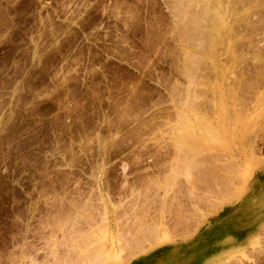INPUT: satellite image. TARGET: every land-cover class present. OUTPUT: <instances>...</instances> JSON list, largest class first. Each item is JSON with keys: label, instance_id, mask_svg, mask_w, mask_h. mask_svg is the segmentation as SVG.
I'll return each instance as SVG.
<instances>
[{"label": "rangeland", "instance_id": "rangeland-1", "mask_svg": "<svg viewBox=\"0 0 264 264\" xmlns=\"http://www.w3.org/2000/svg\"><path fill=\"white\" fill-rule=\"evenodd\" d=\"M177 246L264 264V0H0V264Z\"/></svg>", "mask_w": 264, "mask_h": 264}, {"label": "crops", "instance_id": "crops-1", "mask_svg": "<svg viewBox=\"0 0 264 264\" xmlns=\"http://www.w3.org/2000/svg\"><path fill=\"white\" fill-rule=\"evenodd\" d=\"M200 238L198 239V243L200 242ZM195 249L196 247L193 248L190 254H194ZM198 252L200 253V251ZM184 254H188V252L182 250V247L177 246L176 248L162 249L151 255L138 258L131 264H179L180 262H182L183 258L181 256H183Z\"/></svg>", "mask_w": 264, "mask_h": 264}, {"label": "bare ground", "instance_id": "bare-ground-1", "mask_svg": "<svg viewBox=\"0 0 264 264\" xmlns=\"http://www.w3.org/2000/svg\"><path fill=\"white\" fill-rule=\"evenodd\" d=\"M206 14V13H205ZM191 136V135H190ZM214 137V136H213Z\"/></svg>", "mask_w": 264, "mask_h": 264}]
</instances>
